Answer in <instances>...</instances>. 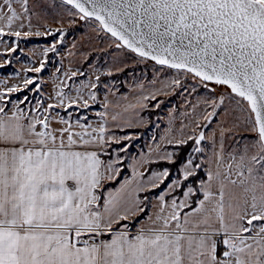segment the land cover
Segmentation results:
<instances>
[{
  "label": "snow or ice",
  "instance_id": "obj_1",
  "mask_svg": "<svg viewBox=\"0 0 264 264\" xmlns=\"http://www.w3.org/2000/svg\"><path fill=\"white\" fill-rule=\"evenodd\" d=\"M64 2L81 20L95 18L117 48L201 82L227 86L240 98L238 104L247 102L244 123L255 140L239 156L231 154L227 168L221 143L208 159L207 179L198 182L203 199L192 206V186L179 201L168 203L161 195L151 225L130 235L126 225L123 231L113 225L144 212L139 193L159 187L170 173L152 172L143 180L144 174L133 168L131 179L100 191L106 178L120 172L114 167L119 160L106 165L100 158L114 139L107 135V119L117 121L120 112L107 111L105 101L97 126L61 118L65 127L54 129L47 116L20 109L8 114L0 107V264H264V0ZM28 3L0 0V37L30 34L22 31L25 20L31 23ZM32 83L27 79L25 86ZM180 83L172 81L177 87ZM17 90L14 86L7 92ZM57 96L63 105L64 95ZM90 99H96L95 93ZM147 99L143 96L137 104L143 107ZM83 105L88 107L87 100ZM56 106L49 104L44 111ZM216 114L214 107L205 119ZM188 139L195 140V153L204 151L199 147L203 132ZM203 168V160L189 158L181 176L187 181ZM176 187L178 181L168 185Z\"/></svg>",
  "mask_w": 264,
  "mask_h": 264
},
{
  "label": "rangeland",
  "instance_id": "obj_2",
  "mask_svg": "<svg viewBox=\"0 0 264 264\" xmlns=\"http://www.w3.org/2000/svg\"><path fill=\"white\" fill-rule=\"evenodd\" d=\"M28 8L31 23L25 20L22 31L30 34L19 38L0 37V67L7 68L5 74L0 73V95L16 110L23 108L33 116H47L50 123L59 118L84 120L104 112L105 101L120 98L116 94H125L136 83L148 89L159 88L161 83L164 87L155 95L158 99L151 105L149 99L145 107L152 112L149 131L119 134L118 142H113L119 144L113 149V155L126 154L131 146L142 148L150 137L158 146L179 144L203 132L205 140L199 147L204 151L200 153V161L203 159L207 164L212 144L216 143L208 133L213 127L224 130L228 162L231 154L239 156L245 145L251 146L254 142L255 133L244 123L249 115L247 102L241 100L238 104L240 98L226 86L201 82L190 73L156 65L123 47L117 48V41L96 20H81L75 9L60 0H29ZM13 48L15 51H11ZM36 68L41 71L36 72ZM27 79L33 83L25 86ZM173 80H179L180 86L172 85ZM92 84L97 86L92 88ZM14 86L18 90L8 93L7 89ZM58 92L65 97L63 105L59 104ZM92 93L96 96L94 101L90 99ZM71 100L77 103L69 107ZM84 100L88 102L86 108ZM49 104L57 106L45 112ZM214 107L217 114L205 119ZM137 116H120L118 123L125 127L149 124L148 114Z\"/></svg>",
  "mask_w": 264,
  "mask_h": 264
},
{
  "label": "crops",
  "instance_id": "obj_3",
  "mask_svg": "<svg viewBox=\"0 0 264 264\" xmlns=\"http://www.w3.org/2000/svg\"><path fill=\"white\" fill-rule=\"evenodd\" d=\"M144 86L139 85V84H135L132 86V88H129L128 91L126 90V93L123 95H118L116 94V96H120V98L111 100L109 101V112H120L121 116H125L126 118H128V116H133L134 114H137L140 118L143 116V111L145 110L146 107V103L149 99H151V94L155 93V95L160 94L161 90L163 89L164 85H162L161 83H158V87H156V89H148V88H143ZM154 91V92H153ZM125 92V91H124ZM111 96H113V94H110ZM115 95V94H114ZM143 96H149V99L144 100L143 104L145 106L141 107L139 104H137V101L140 100ZM112 99V98H111ZM117 103H119L120 107L116 108L113 107V105H116ZM136 105L135 107L132 108H128L127 111H125L124 109L129 105ZM0 107H4L6 112L8 114H11L12 111H15L16 108L15 106L11 103H8L7 100L4 98V96L0 95ZM23 110L25 113L32 115L31 112H29V110L27 111L26 109H20ZM33 116V115H32ZM61 118L57 119L54 121V123H50L51 127L54 129H59L62 127H65L64 124L60 123ZM64 120L69 121L72 124H75L77 120H79L81 123H87V124H91L93 127L97 126L100 121L101 118L100 116L97 115H91L89 118L87 119H70V118H64ZM125 121H123L122 123H125ZM107 128H108V132L107 135L112 136L113 142H115L116 140H118V136L119 133L118 130H121L125 127V125H122L120 123H118V120L116 121V123H114L111 120V117L109 116L107 119ZM140 126V125H137ZM126 128V127H125ZM213 130L209 131V135L213 136V143H214V139H216V143H214V145L212 144L211 147V154L209 155V157H211L213 155L214 151H219L220 150V146L221 143L223 145V158L225 161V168H227V164H228V160H226V150L228 149L225 145V142L223 141L224 138V130L218 128V127H213ZM78 130V129H77ZM209 138V137H208ZM224 138V139H223ZM156 141L150 137L149 139H147L144 143V146L142 148H138L136 147L135 149H131L129 148L127 150V153L125 154V159H126V167L128 170V174L115 186V187H109L107 188L105 191L107 190H114L115 188H118L120 186V184H122L124 182L125 179H131L133 176V168H136L139 172H142L144 175L141 177V179L143 180H147V178L152 174V172H163L165 169H153L151 172L149 173H145L146 169H147V165L150 162H158V161H170L169 159H167V154L171 153V159L173 158V153L175 152V150L173 148L168 147L169 145H175V144H170V143H166V144H159L158 146L155 145ZM180 144V143H179ZM107 144L104 146V148L101 150L102 154L104 153V149L106 148ZM126 147V146H125ZM102 154H101V159H102ZM203 155V154H202ZM189 158H194L193 153L190 155ZM188 158V159H189ZM187 159V160H188ZM209 159V158H208ZM103 160V159H102ZM119 160V162L122 160V157L120 155H118V153H115L111 158L107 159V160H103L104 163L107 165L110 162H115ZM186 160V161H187ZM203 160V159H202ZM147 161V162H145ZM185 161V162H186ZM204 161V160H203ZM184 162V163H185ZM183 163V164H184ZM182 164V165H183ZM179 168V174L180 177H173L156 195L150 196L149 200H148V212L145 215V217L141 218L140 220L136 221L135 224L133 226H130L128 224H124L121 227H119L118 229H115L116 231H123L124 226L126 225L127 228V232L130 235H134L137 233V231L141 228V227H148L151 225L152 220L155 218V213H157L159 211V197L161 195L165 196V200L168 203H171V201L173 199H176L177 201L183 199V192L187 190V188L191 185H187L184 190L182 191L181 195H173V192L175 190H177L179 187L173 188V189H169L168 185L171 184L173 181H178L181 185V180L183 179V177L181 176V167ZM114 167L119 168V163H116L114 165ZM208 167V163L204 164V168L202 169L204 172V178L201 180H206L207 176H206V169ZM213 169L215 168V165H212ZM113 177H115L117 174L115 172L112 173ZM232 179H237L236 176H232ZM113 180V179H111ZM109 179H105L104 181H111ZM200 181V180H199ZM147 189H151L146 187L145 190ZM194 189V188H193ZM195 192V190H194ZM199 192V197L197 198V200L199 199H203V194L202 192ZM142 193V192H141ZM139 197H140V193H139ZM196 200V201H197ZM190 203H191V197H190ZM195 206V204L193 205V207ZM189 209H185V211H188ZM135 216V215H133ZM133 216H130L127 221H129ZM115 225V224H114ZM113 225V227H114ZM110 237L108 236L105 239H109Z\"/></svg>",
  "mask_w": 264,
  "mask_h": 264
},
{
  "label": "trees",
  "instance_id": "obj_4",
  "mask_svg": "<svg viewBox=\"0 0 264 264\" xmlns=\"http://www.w3.org/2000/svg\"><path fill=\"white\" fill-rule=\"evenodd\" d=\"M6 66H1L0 67V73L5 74L6 73ZM105 78V77H104ZM158 99V97H155V99H151L148 101V104L151 105L152 103L155 102V100ZM143 114H148V125L144 126H135V127H126L121 130H118L119 133L125 134V133H143L149 131L150 124L152 121V112L144 110ZM118 143H109L107 144L106 148L104 149V153L102 154V159L105 161L113 156V149L115 147H118ZM196 146L195 140L194 139H188L186 140V143H180V144H175V145H169L168 147L173 148L175 152L173 153V158L170 161H158V162H150L147 165V169L145 173L151 172L153 169L161 170V169H167L170 175L164 179V182L160 184L159 187L157 188H151L147 189L144 192L140 193V199L144 201L143 207L145 208V211L142 213H138L135 216H133L129 221L124 220L121 221L119 224L114 225V229H118L124 224H128L130 226H133L136 221L140 220L141 218L145 217V215L148 212V200L150 196L156 195L173 177H180L179 174V168L180 166L190 157V155L193 153L194 155V160L196 163H200V153H195L192 152V148ZM133 149V147H130ZM120 156L122 157V160L119 162V175H116L113 180L111 181H104V188L100 189L101 192H104L107 188L109 187H115L127 174L128 170L126 167V159H125V153L120 152ZM204 178V172L202 169L197 171V175L194 177H190L187 181L181 180V185L180 187L173 192V195H181L182 191L187 185H191L194 190L195 194L191 197V204L192 206L195 204L197 198L200 196L198 192V182L199 180ZM147 197L145 200L144 198ZM108 236L103 237L104 239L107 238Z\"/></svg>",
  "mask_w": 264,
  "mask_h": 264
},
{
  "label": "water",
  "instance_id": "obj_5",
  "mask_svg": "<svg viewBox=\"0 0 264 264\" xmlns=\"http://www.w3.org/2000/svg\"><path fill=\"white\" fill-rule=\"evenodd\" d=\"M60 1H62V2H64V0H60ZM65 3V2H64ZM67 5H69V4H67ZM70 7H72L71 5H69ZM73 8V7H72ZM74 9V8H73ZM76 10V9H75ZM77 11V10H76ZM87 19H94L95 20V18H87ZM98 22V21H97ZM99 23V22H98ZM102 28V27H101ZM103 29V28H102ZM104 31V30H103ZM105 32V31H104ZM105 33H107V32H105ZM107 34H109L110 36H111V34L110 33H107ZM115 39V38H114ZM126 49V48H125ZM126 50H128V49H126ZM128 51H130V50H128ZM135 54V53H134ZM136 55V54H135ZM149 61H151V60H149ZM151 62H153V63H155L154 61H151ZM157 65V64H156ZM159 66H161V65H159ZM163 67H166V66H163ZM173 70H175V69H173ZM199 79V78H198ZM204 83H212V82H210V81H204ZM212 84H214V83H212ZM225 86V85H224ZM227 87V86H226ZM228 88V87H227ZM229 89V88H228ZM230 90V89H229ZM230 92H231V90H230Z\"/></svg>",
  "mask_w": 264,
  "mask_h": 264
}]
</instances>
